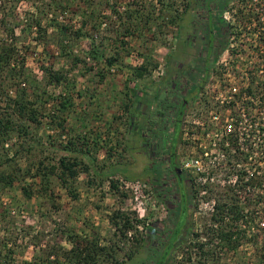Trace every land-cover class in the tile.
I'll list each match as a JSON object with an SVG mask.
<instances>
[{"label": "rangeland", "instance_id": "obj_1", "mask_svg": "<svg viewBox=\"0 0 264 264\" xmlns=\"http://www.w3.org/2000/svg\"><path fill=\"white\" fill-rule=\"evenodd\" d=\"M33 1L14 0L13 4H10L1 0L0 30L4 27L14 30L12 43L15 53L9 67L5 70L6 77L0 74V117L2 113L9 112L6 110V100L14 99L17 91L20 90L26 91L28 101L36 103L31 88H46L48 94L55 100L36 106L40 114V124L25 123L29 130L27 138L19 141L12 139L3 146V149L0 147V171L13 175L16 169L20 170L17 173L18 179L12 186L3 188L0 184V250H3L0 264H24L23 262L32 263L37 260H39L38 264H70L64 259V253L72 247L69 237L81 236L84 238L86 236L90 240L97 234L100 246L109 245L114 241L113 230L108 222V217L113 211L121 209L131 216L136 215L138 219L143 220L144 225L137 227L139 234L143 235V229L147 224L164 220L165 209L147 193L149 189L142 178L123 181L121 176H117L115 180L118 181V192H116L110 190L107 181L102 184H99L98 181L92 182L90 175L85 173H80L75 179H69L66 186L56 176H51L48 180V191L39 193L40 181L38 178L32 177L36 173L35 168L40 162L49 166H57L61 157H71L72 155L60 148L61 145L65 146L68 142H73L74 146L79 149L82 143L86 142L90 150L89 156L96 158L98 166L110 163L121 164L118 168L122 172L128 173L131 178L147 175L152 162L147 157L145 148L142 149L140 145L143 138L140 139L133 135L134 141L130 145V149H126L127 117L123 112L121 101L124 97L123 92L127 90L125 88L138 91L148 85L153 91L162 82L166 58L170 54L169 46L176 37V29L173 26H165V23H161L163 21H159L161 25L159 29L152 26L151 31L149 26L146 29L139 26L131 32L132 34H127L128 39H123L125 44H121L124 37L121 23H127L126 14H130L131 10L147 12L150 6H153L152 4H156V0H109V5L113 6L105 5V0H93L94 3L91 4L88 13L84 6V0H55L56 2L62 1L60 3L64 6L58 7V9L56 3L52 4V0H41L35 3ZM86 1L92 2V0ZM171 1L167 0V2ZM49 2H51V7L42 14L44 6ZM63 2L73 4L66 6ZM174 3L172 8L165 9V5L162 12L173 14L174 10H178L181 13L184 1L174 0ZM3 6L9 10L13 8V16L10 15L8 26L1 23L2 17H5ZM94 7L101 9L95 11ZM253 7L255 5L252 0H233L229 4V14L226 16L234 26L235 32L237 28L241 30V35L230 46L233 53L228 51L227 54L222 55V58H228L227 68L232 74L242 77L239 79L241 84L246 78L253 76L252 78H256V85L258 78L264 80V67L263 71L259 73L260 66H262L261 59L260 57L256 59L258 53L256 50L261 46V43L256 39L255 34L250 33L251 30L256 29L257 15L253 16L252 25L238 24V21H234L239 12L254 14ZM40 10L42 26H49L51 23L54 28L49 30L47 40H35V35L31 36L21 30V26L23 28L27 25L24 23L25 21H35L39 18ZM154 12L155 16H159L160 7H155ZM83 18L88 20L87 31L95 39V44H103L104 50L102 51L105 52V57L115 56L117 58L114 67L109 69L86 56L91 37L85 39L72 37L68 52L66 51L67 54L72 53L73 56H78L83 63L76 65L71 58L61 57L59 51L55 49L56 27L65 25L72 27L74 31L79 28ZM130 24H133V18ZM2 32H0V44L2 39L6 38ZM258 32L260 31L258 30ZM260 36L263 39L264 33ZM5 42L7 44L10 41ZM146 58L152 60L157 68L153 69L146 79H133L132 70L138 68ZM223 62V59L222 62L219 61V65L212 71L210 82H214L215 85V80L222 78ZM256 66L258 67L256 68ZM44 68L63 71L66 83L59 87H47L46 75L42 71ZM225 71H227L226 68L224 70L226 74ZM99 74L104 76L102 82H100ZM231 78L234 80V76H231L230 80ZM235 84L238 85L237 81ZM209 89H211L209 86L204 88L195 98L187 110L188 114H194L198 119L207 120L211 106ZM66 95L69 96L72 107L62 115L57 112V100L60 101V97ZM165 95L164 98L171 102L172 93L167 91ZM255 95L259 102L256 100V108L249 110V116L253 119L257 117V122L264 123V106L260 110L258 89L255 90ZM261 112L262 114H260ZM49 116L54 118L53 123L50 122ZM62 116L65 121L63 132L56 127ZM174 129L175 133L169 137H171V142L176 143L178 125L174 126ZM151 138L147 139L146 137L148 142H151L155 147V153H167L164 149L163 138L162 141L159 138L152 140ZM185 145L182 146V161L191 150L189 143L187 147ZM30 146L32 148L26 151ZM111 148L113 149L112 158L109 161L106 159V153ZM257 157L259 158V156ZM29 167H32L31 176L22 178ZM152 167L153 171H159L156 168L157 165ZM247 167L253 169L250 165ZM190 175L193 176V174ZM219 176L212 177L207 182V186L212 187L215 196L216 193L222 194L226 190V186L235 182V179L230 177L226 183L221 179L224 175ZM218 180H220L219 185H215ZM22 187L32 190L31 200L28 201L23 197L20 189ZM204 189L196 184L193 185V209L191 212L193 217L191 220L194 226L198 223H207L211 217L210 212H206L205 208H208L207 204H212L215 199L208 195L209 193ZM70 191H75V195H77L75 199L69 194ZM185 191L186 188L182 187V194ZM239 192L240 194L237 196L240 197L239 203L251 192V202L258 201L256 198L258 194L264 199V193L260 190L245 189ZM122 195L126 197L124 198ZM259 200L256 203L259 206L256 208L254 219L258 228L264 229V200ZM257 247L260 246L253 243L242 245L238 252L239 255L233 258L230 256L226 264H257L252 257L257 253L255 250ZM8 253L12 258L5 257L10 256ZM5 258L6 263L4 262Z\"/></svg>", "mask_w": 264, "mask_h": 264}, {"label": "trees", "instance_id": "obj_2", "mask_svg": "<svg viewBox=\"0 0 264 264\" xmlns=\"http://www.w3.org/2000/svg\"><path fill=\"white\" fill-rule=\"evenodd\" d=\"M13 1L4 0V3L13 4ZM38 1L41 0H34L33 3ZM108 1L105 0V5H109ZM183 1L184 6L181 13L178 10H174L173 14H164L162 12L164 6L166 5L165 9L167 7H174V0L171 2H167V0H156V4H152L153 6H150L147 12L131 10L130 14H126L128 24L125 22L121 23L124 36L122 40L128 39V35L139 26H142V29H146L149 26L150 31L152 26L159 29L161 27L159 21H163L161 23H165V26H173L176 29V37L169 46L170 54L166 58V66L164 69L165 80L159 84V87L157 86V88L153 89V91L150 90V86L145 85L138 91L125 88L127 90L123 92L124 97L121 101V106L127 117L126 149L128 150L134 141L133 135H136L140 139L143 138L141 143L146 144H148V137H152L151 140L156 138L155 136L158 135V131L153 120L157 118L156 116L158 114L170 117L168 114L171 111L170 107L171 105L174 106L172 102L164 98L166 96L165 93L167 91L171 93L173 91L175 92L172 86L177 87L181 85V81H184L185 85H182V89L186 90L187 93L176 105L178 133L181 138V122L185 113L189 110L195 98L209 84L210 76L216 67L218 59L226 51L233 53L230 46L241 35V30L237 28L235 32L231 21L226 20L224 17L228 12L229 4L233 0ZM60 2L62 1L56 2L52 0V4L56 3L57 9L58 7H64ZM92 3H94L93 0L92 2H85L84 0L87 13ZM71 4L73 3H65L66 6H70ZM50 7L51 2L44 6L42 14L46 13L47 8ZM155 7H160L159 16H155ZM3 8L5 9V17H2L1 23L4 26H8L11 18L10 15L13 16V8L11 7V10L4 6ZM93 9L98 11L101 8L94 7ZM38 15L40 16L35 21H25L24 23L27 25L23 28L21 26V30L31 36L35 35V40H47L49 30L54 28L51 26V23L49 26L43 27L41 10ZM253 16L254 14H243V12H239L237 19L234 21H238V24H251V20L254 19ZM132 18L133 24H130ZM84 19L79 28L74 31L72 27L65 25L56 27L57 43L55 44L54 41L55 49L59 51L61 57L71 58L77 65L83 62L78 56H73L72 53V55L66 53L69 42L72 37L76 39L80 37L84 39L91 37L89 38L86 56L95 63H101L109 69L114 67L117 63V58L115 56L105 57V52L102 51L104 50L102 47L103 44H95V39L87 31L88 20ZM129 20L130 22H128ZM1 31H3L2 33H4L6 38H3L0 44V74L6 77L5 70L9 67L15 53V48L12 43L14 30H8L4 27ZM250 33L255 34L256 39H262L259 34L260 32L258 33V30L255 28ZM5 41L10 42L6 44ZM124 41L121 44H125ZM205 54L206 56L203 57ZM156 68L157 65L152 60L146 58L138 68L132 70V77L138 80L146 79L149 77L151 71ZM42 71L46 75L45 83L47 87H59L66 83L63 71H53L51 68H44ZM99 77L100 82H102L104 76L99 74ZM255 81L256 78H249L248 87L245 90L246 95L252 98L255 95V90L258 89L260 105L264 106V80L258 78L256 85ZM161 89L164 93L160 92ZM31 92L35 97L34 101L36 103L28 101V95L24 90L17 91L14 99L8 98L6 100V110H9V112L2 113L0 117V147L2 149L12 139L19 141L27 138L29 130L25 123L40 124V114L36 106L40 103H49V101L55 100V98H52L48 94L46 88L33 87L31 88ZM66 96H61L60 101L57 100L58 103L56 102L58 104L57 112L62 113V115L72 107L69 96ZM162 98L164 99L163 101L161 100ZM245 108L249 114V108L246 106ZM152 113L156 115L151 116ZM50 118V122L53 123L54 118ZM147 118H150L149 125L143 123L144 119ZM59 119L56 127L63 132L65 121L63 116ZM252 133L253 131L251 130L244 134V145L249 148L251 153L254 151L259 154V160L263 164V170L257 179H254V177L249 178V182L246 184L250 188H253L254 184L256 186H262L264 184V127H259L258 135H261L262 141L256 150L249 147V140ZM230 143L234 147L237 146L238 140L234 137V134L230 138ZM82 146L77 149L73 142H68L65 146L61 145L60 148L72 156L61 157L57 166L45 165L43 162L37 164L35 168L36 173L32 177L38 178L40 181L39 193L48 191V180L51 176H56L66 186L69 179H75L80 173H85L90 175L92 182L98 181L99 184H102L107 181L110 190L116 192H118V181L115 180L117 176H121L123 181H134V179L138 178L144 179L146 176L131 178L128 173L125 171L122 172L118 168L121 164L110 163L108 165L98 166L96 158L89 156L90 150L88 143L83 142ZM31 148L32 146L26 151ZM112 151L113 149L111 148L106 153V159H109V161L112 158ZM248 156L249 153H245L244 164H246ZM16 157H18L17 154ZM31 171L32 167L27 168L22 178L31 176ZM19 172L20 170L16 169L12 175V173L6 174L0 171V184H2L3 188L12 186L14 181L18 179L17 173ZM243 175H246V173L244 172ZM247 185L244 184L243 187ZM20 189L26 200L29 201L32 199L33 192L31 189L23 187ZM192 189L193 186L190 183V186L186 187V191L184 192L182 201L185 205L186 216L182 218V222L175 218L170 222H153L145 226L143 235H141L137 227L139 228V226L144 225L143 220L138 219L136 215L131 216L128 212L117 209L108 217V222L113 230V242L106 246H100L97 234L90 240L86 236L84 238L81 236L69 237L72 247L68 252L64 253V259L70 264H226L230 256L233 258L239 255L238 252L242 245L253 243L260 246L255 249L257 253L252 256L253 261H256L257 264H264V229L258 228L254 219L256 208L259 206L256 203L260 201L259 199L264 200L261 198V195L258 194L256 197L257 202L241 205L238 202L235 190L226 189L222 194L216 193L215 196L212 188L206 189L205 191L209 193L208 195H211L215 199L214 211L211 213V217L207 223H198L194 226L191 220L193 217L191 213L193 209ZM260 191L264 193V188L261 187ZM147 193L150 195L149 192ZM69 194L74 199L77 197L75 191H70ZM122 197L125 198L126 196L122 195ZM2 251L0 250V258L3 254ZM8 254L10 255V253ZM5 257L12 258L11 255ZM34 259L37 260L36 257ZM38 261L23 263L38 264ZM4 262L6 263V258Z\"/></svg>", "mask_w": 264, "mask_h": 264}, {"label": "built area", "instance_id": "obj_3", "mask_svg": "<svg viewBox=\"0 0 264 264\" xmlns=\"http://www.w3.org/2000/svg\"><path fill=\"white\" fill-rule=\"evenodd\" d=\"M255 7H253L254 15H257L255 22L256 30H259V34L264 33V0H252ZM225 14V19L229 21ZM252 25V24H251ZM264 37V36H263ZM261 46L256 50V59L260 57L262 66H260V71H263L264 67V38L259 40ZM226 51L223 55L227 54ZM223 66L221 70L223 71L220 75L221 79H217L216 85L209 81V84L206 86L209 89L210 93V102L211 106L209 107V113L207 115V120L202 118H197L194 114L185 113L183 120L181 122V147L185 144H190L191 152L189 151L186 155L187 157L182 161L181 168L185 170L189 175L193 174L191 177V183L197 185L204 189L212 188L207 186L208 180L210 181L212 177H220L219 175H224L221 178L227 183V179L232 177L235 179V182L232 185L226 186V189L235 190L236 196L240 194V190H261L262 186H256L254 184L253 188H250L246 183L249 182V178L254 177L257 179L262 173L263 164L260 162L259 154L253 151L251 153L249 148L244 145V134L253 131L250 137V146L251 149L256 150L262 141L261 135L259 133V127H264V123H259L249 116L246 111V107L249 110H254L256 108V99L257 97H248L246 95V88L248 87L247 80L245 79L244 83L241 84L239 79L241 76H236L230 72L227 68V59L222 58L218 59L216 66L219 65V61L222 62ZM258 66H256L257 68ZM226 74L224 73V70ZM212 76V74H211ZM210 76V80H211ZM234 76V80L230 77ZM253 76H250L252 78ZM237 81L238 85L235 84ZM250 102L249 104L247 102ZM259 102V101H258ZM262 109V106L260 110ZM262 114V112L260 113ZM234 134V137L237 138V146H233L230 143V138ZM187 145H185L187 147ZM245 153H249L246 164H244ZM185 155V156H186ZM256 158V160H255ZM254 159V160H253ZM233 164H231V162ZM250 163H249V162ZM247 165H250L253 169H249ZM246 175H243V173ZM220 179V180H221ZM218 180L215 185L219 183ZM222 181V182H223ZM247 185L246 187L243 185ZM219 185V184H218ZM252 193V192H251ZM251 193L247 198H242L240 204L246 203H255L251 202L252 197ZM240 199V197H238ZM214 203L207 204L208 208H205L206 212L210 214L214 211Z\"/></svg>", "mask_w": 264, "mask_h": 264}, {"label": "flooded vegetation", "instance_id": "obj_4", "mask_svg": "<svg viewBox=\"0 0 264 264\" xmlns=\"http://www.w3.org/2000/svg\"><path fill=\"white\" fill-rule=\"evenodd\" d=\"M205 56L206 54L203 55V57ZM163 80H165L164 76ZM182 85H185L184 81H181V85L177 87L172 86L175 92L173 91L171 95V102L174 106L171 105L170 107L171 111L168 113L170 117L158 114L156 116L157 118L153 120L158 131V135L155 137L157 139L159 138L161 141L162 138L164 139V149H166L167 153L157 152V154L154 151L155 147L150 142H148V144L140 143L142 149L143 147L145 148L146 154L148 155L147 157H149L152 162L148 170L149 173L144 177V180L149 189L150 197L164 207L165 217L163 221L166 222H170L174 218L180 220V222L183 221L182 218L186 216V212L184 209L185 205L182 201L184 194H182L181 190L182 187H189L191 183L190 175L181 168L183 150L179 133L177 134L176 143L174 141L171 142V137H169V135L175 133L174 126L178 125V119H176V105L187 93L186 90L182 89ZM154 115L156 114H151V116ZM149 122L150 118L144 119L143 121L145 125H149ZM154 165H157L156 168L159 171L152 170V166Z\"/></svg>", "mask_w": 264, "mask_h": 264}]
</instances>
